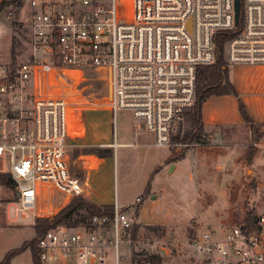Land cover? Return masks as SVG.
<instances>
[{"label": "built area", "instance_id": "built-area-1", "mask_svg": "<svg viewBox=\"0 0 264 264\" xmlns=\"http://www.w3.org/2000/svg\"><path fill=\"white\" fill-rule=\"evenodd\" d=\"M28 2L26 59L0 64V160L8 165L0 172L26 209L42 190L59 192L65 203L90 193L88 177L72 173L67 157L68 139L83 135L84 109L113 118L127 111L154 145L194 147L199 142L175 139L195 100L197 67L216 59V33L231 34L223 49L228 65H264V0H240L238 24L234 0ZM86 67L108 75L110 97L88 99L76 87ZM88 222L47 230L37 242V264H106L107 246L118 264L119 232L133 221L114 202L111 215ZM188 246L192 264H264V213L250 226L197 230Z\"/></svg>", "mask_w": 264, "mask_h": 264}, {"label": "rangeland", "instance_id": "rangeland-1", "mask_svg": "<svg viewBox=\"0 0 264 264\" xmlns=\"http://www.w3.org/2000/svg\"><path fill=\"white\" fill-rule=\"evenodd\" d=\"M28 1L21 0V6L9 5L0 10V64L26 59L31 11ZM13 38L18 40L15 62ZM228 68L238 97H209L203 104V116L240 118L238 98H258L264 106V65L229 64ZM83 76L84 72L76 81L82 94ZM106 79L108 96V75ZM85 96L103 98L94 94ZM247 106L252 112L251 100ZM84 110L83 135L68 139L67 157L72 173L84 177L91 170L92 188L85 198L97 204L117 202L133 223L156 225L139 228L135 238L120 230L118 264H136L145 255L153 254L171 264H192L188 242L197 230H217L222 225L243 223L247 215L257 217L264 213V129L260 131V140L251 143L243 121L213 128L208 124L207 134L196 146L171 150L154 145L150 133L135 132L127 111H117L113 118L109 111L96 107ZM106 141L127 145L113 147V154L103 158L92 171L99 161L95 156L81 158L80 155H85L82 149L90 145L101 147ZM175 154L181 159H172ZM175 162L178 167L174 170L171 166ZM7 168V163L0 160V171ZM16 193L15 188L0 186V260L9 250L34 236L35 218L51 217L65 204L59 192L51 190L47 194L42 190L33 209H26ZM105 251L106 264H116L115 249L107 246ZM133 252L137 253L135 259ZM8 264H37V261L27 249Z\"/></svg>", "mask_w": 264, "mask_h": 264}, {"label": "trees", "instance_id": "trees-1", "mask_svg": "<svg viewBox=\"0 0 264 264\" xmlns=\"http://www.w3.org/2000/svg\"><path fill=\"white\" fill-rule=\"evenodd\" d=\"M21 4V0H2L0 2V10L9 5L21 6ZM230 35L231 34L224 31L217 32L215 36V61L210 65L197 67L195 100L194 103L184 112L185 129L183 135L180 138L175 139L176 142H200L207 134L200 114L201 106L207 98L210 96L228 94L238 97V93L229 77L228 64L223 58L224 44ZM17 44L18 40L13 38L12 58L14 62V50ZM83 78L84 84L81 85V88L84 95L93 96L94 94L102 97L106 96V75L102 76L100 72L94 70L92 67H86L84 69ZM238 111L242 121L250 132L251 143L259 141L262 137L260 131L264 129V123L253 121L239 98ZM85 113L86 110H84L83 114ZM171 150L173 149L171 148ZM82 151L85 155L91 154L98 158L109 157L113 154L112 147L101 148L94 145L87 146L83 148ZM172 159L179 160L181 159V156L175 154ZM148 185L149 183L146 187H148ZM0 186L11 189L14 188L13 182L8 174L0 172ZM112 212L113 204H97L85 197H73L62 205L53 216L35 218L33 222L34 236L30 240L24 241L19 247L9 250L4 258L0 260V264H8L11 258L27 249L30 251L32 259L34 258V260L37 261V242L47 230L58 226L76 227L84 225L89 228L88 220L92 215H111ZM256 218L257 217H254L253 215H247L245 216L243 223L240 224L243 226H250L255 222ZM154 226L156 225L132 223V225L124 231L125 234L129 233L131 237L135 238L139 228H153ZM135 254L137 253L133 252V259H135ZM143 260L150 261L153 264H159L161 257L158 254L145 255ZM137 262H139V260Z\"/></svg>", "mask_w": 264, "mask_h": 264}, {"label": "crops", "instance_id": "crops-1", "mask_svg": "<svg viewBox=\"0 0 264 264\" xmlns=\"http://www.w3.org/2000/svg\"><path fill=\"white\" fill-rule=\"evenodd\" d=\"M240 66H243L245 64H238ZM247 66H263V65H247ZM234 85V84H233ZM235 87V86H234ZM236 91H237V88L235 87ZM264 90V88H263ZM228 95H231V94H228ZM220 96H225V95H220ZM211 97V96H210ZM219 97V96H217ZM260 98V97H259ZM208 99V98H207ZM206 99V100H207ZM251 100V103H252V112H250V110L248 109V102L249 100ZM205 102V101H204ZM203 102V104H204ZM241 102L243 103L248 115L252 118L253 121L257 122V123H264V106L260 103V99L258 98H251V97H247V99H243L241 100ZM203 104L201 106V110H200V114H201V120L204 124L205 127H207L206 125L210 124L212 125L211 128L215 127V126H218V125H229V124H232V123H241L242 122V118L241 116H239L240 118H238V116H234L233 119H228V116H203ZM132 128L135 132H143L145 131L144 129H138L136 130L133 125H132ZM206 129V128H205ZM147 132V131H146ZM207 132V131H206ZM149 133V132H148ZM152 136V135H151ZM153 138V137H152ZM119 145H127L126 143H118L116 141L114 142H105L104 144H101V147L102 146H106V147H116V146H119ZM88 156H95V155H88ZM97 158V160L99 161L98 164H96L95 168H92L94 170L97 169V167L99 166L100 164V161L103 160V158H98L97 156H95ZM174 168V170L178 167V162H175L171 168ZM170 168V169H171ZM169 169V170H170ZM90 171L91 170H88L87 171V177H88V180H89V184H90ZM90 187H91V184H90ZM92 188V187H91ZM105 204V203H104ZM107 204H110V203H107Z\"/></svg>", "mask_w": 264, "mask_h": 264}, {"label": "water", "instance_id": "water-1", "mask_svg": "<svg viewBox=\"0 0 264 264\" xmlns=\"http://www.w3.org/2000/svg\"><path fill=\"white\" fill-rule=\"evenodd\" d=\"M239 13H240V0H234V19H235V24H238ZM108 97H110V81H109V77H108ZM16 196L19 197V194L16 193ZM152 197H154V196H152Z\"/></svg>", "mask_w": 264, "mask_h": 264}]
</instances>
